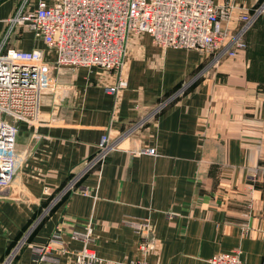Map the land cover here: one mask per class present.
Instances as JSON below:
<instances>
[{"label": "crops", "instance_id": "1", "mask_svg": "<svg viewBox=\"0 0 264 264\" xmlns=\"http://www.w3.org/2000/svg\"><path fill=\"white\" fill-rule=\"evenodd\" d=\"M231 1L250 11L264 0ZM17 3L0 0V39ZM244 42L235 59L212 62L144 34L127 46L115 109L104 88L116 75L96 67L76 71L58 107L45 97L40 123L17 124L12 199L0 197V264L10 256V264H72L84 246L72 235L87 224V246L112 264H208L235 251L243 263L264 262V14ZM7 45L47 55L31 32ZM105 134L117 150L61 194ZM140 148L155 154L134 155ZM139 221L151 226L145 253L127 224ZM54 234L57 261H36L31 247Z\"/></svg>", "mask_w": 264, "mask_h": 264}, {"label": "built area", "instance_id": "2", "mask_svg": "<svg viewBox=\"0 0 264 264\" xmlns=\"http://www.w3.org/2000/svg\"><path fill=\"white\" fill-rule=\"evenodd\" d=\"M263 14L264 1L249 11L231 0L219 5L214 0H54L50 4L39 0L35 6L32 0H18L14 14L5 20L6 31L0 39V113L12 120L0 119V197L12 199L14 176L20 162L15 153L17 124L40 123L45 97H51L52 105L58 107L70 93L69 85L78 68L96 67L115 73L116 81L104 88L113 97L115 109L118 95L127 86L124 68L131 40L147 34L162 49L212 55V62L224 57L235 59L246 49L244 35ZM235 21L239 25L234 28ZM21 31L31 32L44 45L47 55L37 49L8 47L11 38ZM116 150L117 143L108 134L102 135L96 153L83 163L82 171L63 193L73 190L82 177L101 167ZM133 154L155 152L152 148H140ZM127 224L142 236L139 247L144 253L154 249L148 235L151 229L148 221ZM84 229L72 235L84 244L71 252L72 264H112L87 246L92 242V229L90 224ZM59 242V235L54 234L46 245L31 247L33 258L38 262H56L51 248ZM13 257L4 264H10ZM208 264L246 263L235 251L214 255Z\"/></svg>", "mask_w": 264, "mask_h": 264}, {"label": "rangeland", "instance_id": "3", "mask_svg": "<svg viewBox=\"0 0 264 264\" xmlns=\"http://www.w3.org/2000/svg\"><path fill=\"white\" fill-rule=\"evenodd\" d=\"M13 38V37H12ZM11 38V39H12ZM92 68H95V67H92ZM78 69H83V68H78ZM77 69V70H78ZM91 69V68H90ZM76 72V71H75ZM165 103V102H164ZM0 119H2V120H5V121H9V122H12V120L9 118V117H7V116H5L4 114H2V113H0ZM96 148H97V146H96ZM83 165H82V167L80 168V170H79V172H81L82 171V169H83ZM78 172V173H79ZM61 194H64L63 192L61 193Z\"/></svg>", "mask_w": 264, "mask_h": 264}, {"label": "trees", "instance_id": "4", "mask_svg": "<svg viewBox=\"0 0 264 264\" xmlns=\"http://www.w3.org/2000/svg\"><path fill=\"white\" fill-rule=\"evenodd\" d=\"M255 24V23H254Z\"/></svg>", "mask_w": 264, "mask_h": 264}]
</instances>
